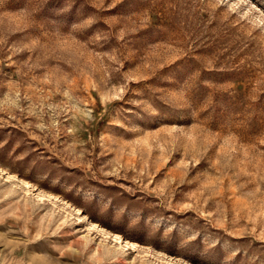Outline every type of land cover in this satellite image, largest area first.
I'll return each instance as SVG.
<instances>
[{"label": "rangeland", "instance_id": "rangeland-1", "mask_svg": "<svg viewBox=\"0 0 264 264\" xmlns=\"http://www.w3.org/2000/svg\"><path fill=\"white\" fill-rule=\"evenodd\" d=\"M0 264H264V0H0Z\"/></svg>", "mask_w": 264, "mask_h": 264}, {"label": "bare ground", "instance_id": "bare-ground-1", "mask_svg": "<svg viewBox=\"0 0 264 264\" xmlns=\"http://www.w3.org/2000/svg\"><path fill=\"white\" fill-rule=\"evenodd\" d=\"M113 234V237L117 238V240H119V236H117L116 234L112 233Z\"/></svg>", "mask_w": 264, "mask_h": 264}]
</instances>
